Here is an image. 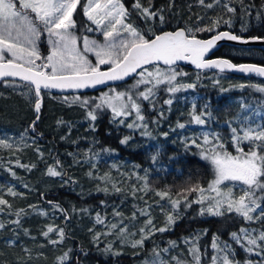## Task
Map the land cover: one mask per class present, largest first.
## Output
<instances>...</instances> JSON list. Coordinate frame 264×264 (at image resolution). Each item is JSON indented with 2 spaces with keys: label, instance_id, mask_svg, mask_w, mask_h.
Listing matches in <instances>:
<instances>
[{
  "label": "trees",
  "instance_id": "obj_1",
  "mask_svg": "<svg viewBox=\"0 0 264 264\" xmlns=\"http://www.w3.org/2000/svg\"><path fill=\"white\" fill-rule=\"evenodd\" d=\"M85 2L86 0H81L82 5ZM121 2L128 10V14L136 28L147 32L149 36L152 35V32L160 34L163 31H174L179 28L208 27L210 21L223 17V20H229L230 24H225L221 20L216 27V31L198 32L196 33L197 38L208 39L217 32L223 31L231 32L233 35L242 38L264 37V0H242V3L241 0H221L220 4H214L212 8L205 6L212 0H205V5L200 4L199 0H150L151 8L160 11V14L163 15V23L159 19L145 21L138 10L133 8L135 0H121ZM140 3L144 7H149V0H140ZM224 3L235 7L236 12L228 13L223 7ZM73 19L76 21L75 32L78 37L87 35L89 32L87 31L88 27L94 28L93 23L87 19L79 6L73 14ZM149 29L151 31H148ZM39 50L42 55L49 53L46 33L40 37ZM215 57L235 63L248 62L264 65V50L262 49L248 50L223 47L215 54ZM37 63L39 64L41 61H37ZM99 67L101 70L108 68L107 65ZM157 67L161 70L165 69L160 66ZM175 69L179 73H186V81L190 83H194L196 76L199 77L195 84V90L201 96L198 104H200V107L207 106L204 112L211 113V115L203 117L206 119L204 125H196L189 113L186 112L185 115H180L182 110L180 111L178 108L169 115L164 113L167 118L164 121L165 128L163 130L166 131L168 136L167 139H160L156 146L147 145L142 138H139V134L136 133L131 136L128 129L118 123H113L111 112L107 108L98 110L94 129H89V125L87 126L86 123L81 122L76 123L75 128L69 133L63 131L66 129L55 130L53 123L46 128L44 125L46 121L48 123L51 107L54 106V103H49L46 97L50 96L53 101H61L60 96L48 93H44L45 102L41 106V118L36 122L35 131H33L30 126L37 115L34 111V104L37 100L35 95V100L30 101V105L27 106L28 117L22 125H24L30 136L37 137V141L41 143L43 150L49 152L48 161L54 158L60 162L58 168L64 169L66 173H73L76 165L74 160L69 157L67 150L87 151V148L91 146L92 149L103 154L101 159L98 160L100 170L97 174L100 176L117 175L116 168L129 171L133 167H139L141 170L148 171L145 176L147 184L145 197L149 199L153 206L152 216L156 222L160 223L159 225L163 224L164 216L169 209L166 208V204L163 203L162 199L156 195L158 191H167L172 199L179 200L185 206L182 218L175 221L171 229L158 234L154 240L145 241L143 248L136 250L140 251L139 254L130 249L128 253L114 255L104 251L107 248L106 245L94 243L87 238L85 232H79L77 229L79 223L75 220V217L78 215L83 216L85 212H93L98 208H102L103 205L121 200L122 191L115 194L97 192L84 196L77 190H69L71 185L56 186L51 190H44L39 185V181L36 182L34 178L23 177L24 184H22L17 177H13L6 170L0 169V197L2 199L8 201L12 206L15 205L16 208H27L29 204L27 199L29 192L25 187L27 186L31 187L40 207H50L60 212L61 225L64 227L65 236L69 239L71 246L69 249L71 250L70 264H140L144 261H148L150 264H159L158 261L151 262V260L158 251L163 254L162 250L164 248L169 249L171 257L190 261L191 255L188 249L192 245L185 243V240L186 237H190L198 231L206 232L196 243V246L201 250L202 264H212L211 257L215 255V250L212 249L211 245L214 237L219 238L218 243L220 241L227 242L234 249L235 259L240 261L241 264H244L245 260L254 259L248 257L247 252L238 243L234 242L230 235L232 232H238L242 227L248 228L249 223L247 221L236 213L224 216L201 215L200 204L195 202L200 192L189 193L185 191L187 188L196 187L197 185L206 188L214 178V171L208 162L198 156L197 148L193 146L186 148V141L184 142L183 139L186 138L187 140L188 137L196 136L202 128H205L211 134H218L228 149L232 150V132L229 122L235 119L241 110L239 99H243L247 104L264 108V96L257 94L249 85H245L243 88L239 87L240 85L236 81L248 84H264V81L251 76H238L209 70L195 71L180 67ZM149 70L154 71L155 69L150 67ZM216 76L234 81L229 86L231 89L223 91L219 85L212 83L210 78ZM138 79L140 77L136 75L131 81L120 84L116 88L118 91H126ZM13 85H21V88L26 87V83L20 81L0 80V99H7L12 103L19 101L18 95L10 90ZM167 87L165 84L158 86L159 96L152 104L155 107L153 110L150 109L151 105L148 102H141L146 118L151 123L155 117L159 116L162 119V116L157 112L168 98ZM236 89L242 90L238 91ZM98 94H82V96L91 98ZM93 104L94 102L89 101L90 107ZM177 105L181 106L179 103ZM178 123L185 124V128H179ZM235 127L238 128L239 125ZM4 131L0 127V136ZM124 137H131L127 144L121 143ZM105 149L109 151H105ZM155 155L160 158L161 167L152 165V157ZM83 166L86 167L85 164ZM165 199L168 200V198ZM49 201L52 203H49ZM55 205H58L59 208L54 207ZM85 209L87 211H84ZM13 210L16 209L13 208ZM68 221L73 224L71 229L66 226ZM28 222L29 219L27 218L23 221L22 225L25 230ZM36 222L40 223L38 220ZM35 225L33 224L30 227V234H39L38 225L36 227ZM170 242H175L174 248ZM157 243L164 247L156 246ZM29 250L30 243L21 230L11 229L8 225L0 229V264H20L18 261L26 257ZM262 262L264 260L256 264H262ZM171 263L175 264V261L171 260Z\"/></svg>",
  "mask_w": 264,
  "mask_h": 264
},
{
  "label": "snow or ice",
  "instance_id": "obj_2",
  "mask_svg": "<svg viewBox=\"0 0 264 264\" xmlns=\"http://www.w3.org/2000/svg\"><path fill=\"white\" fill-rule=\"evenodd\" d=\"M199 2L205 5V0H199ZM220 3L221 0H212L205 6L212 8L214 4ZM78 6L82 8L87 19L95 24L99 25L101 19L108 21L104 25L105 30L102 33L103 43L89 40L87 36L78 37L76 35V21L73 19V14ZM223 7L228 13L236 12V8L228 3H224ZM133 8L138 10L145 21L159 19L161 23L164 22V17L160 14V11L151 8L150 0L149 7H144L140 0H135ZM127 16L128 10L121 0H86L83 5L81 0H0V79L18 77L20 80L27 82L25 86L28 91L37 97L34 104V111L37 115L30 126L33 131H35L36 121L39 120L42 89L95 87L108 81L123 80L131 73L136 72L140 79L136 80L130 89L120 92L111 90V94L104 93L99 98L100 102L91 107L87 99L80 100V103L88 109L87 117L91 121L97 119L96 110L107 108L113 113V123L123 124L128 128H146V124L139 123L144 121L141 102L154 103L153 97H155L159 85H167L166 91L169 93H175L184 88L196 87L194 83L179 84L177 86L175 83L177 76L186 75V73H179L171 67L177 61H190L198 69H218L220 72L235 70L264 77V65H237L227 59L206 58L217 41L243 39L227 31L217 32L207 40L197 38L196 33L198 32L216 31V27L223 20V17L210 21L208 27L201 28L197 26L195 29L186 27L175 31L161 32L160 34L152 32V35L149 36L147 32L138 30L131 23L125 22ZM223 22L230 24L229 20H223ZM118 25L119 27H117ZM87 31L91 32L95 29L88 27ZM148 31H151V29ZM45 33L48 37L50 49L47 55H42L39 50V41ZM250 39L264 40V37H250ZM243 42L247 43L248 41L243 40ZM89 52L96 58L95 63L86 55ZM37 61H41V63L38 64ZM159 62L168 66V69L161 70L157 67ZM100 65H107V70L101 71ZM148 65H151L155 70L150 71L146 67ZM137 69L140 71L137 72ZM215 83L218 84L219 80ZM239 87L243 88L245 85ZM253 87L256 91L264 92V86L257 85ZM222 90L227 91V89ZM165 103L171 104L172 101L169 99ZM193 107L195 108V106ZM133 115L135 116L133 122L125 124V119ZM160 115L163 116V112ZM190 115L192 121L203 125L206 123V119L203 117L210 116L211 113L201 112L196 114L193 112ZM117 118L120 119L117 120ZM177 126L183 129L186 125L178 123ZM231 132L237 155L226 151L217 134H213L215 142L208 139L207 133L203 134L204 144L210 145L208 148H204L203 145L197 143L196 138H191L186 143V148L195 146L197 149H201L198 154L214 167V178L208 184L207 189L197 185L196 187L187 188L185 191L189 193L200 192L202 195L199 200L195 201L197 203H204L207 199V206L201 209V215L224 216L234 212L249 223L259 222L264 226V125L257 124L256 127H252L251 124H248L239 129L232 128ZM142 134L151 135L150 133ZM164 135H167V133ZM130 139L131 137H124L121 143L127 144ZM244 142H248L247 151L240 146ZM0 148L12 149L13 145L6 140H0ZM105 151L109 150L105 149ZM152 160L155 162L156 156H153ZM59 165L60 162L57 160L56 166L47 168V174L53 177L63 176L62 171L57 170ZM32 167H35V165H32ZM91 175L90 172L89 176ZM225 181H239L246 187L240 190L238 196H234L231 188H228L227 191L221 189L220 185ZM145 187H147L146 183ZM103 190L107 191V189ZM115 190L120 191L119 188ZM205 191L215 193V195L205 198L203 196ZM156 195L161 199L168 198L174 211L179 207L180 201L172 199L167 191H158ZM7 203L8 201L0 199V205H6ZM49 203L52 202L49 201ZM54 207L59 208L58 205ZM23 211L21 210V212ZM121 215L122 213L118 211L114 212V216ZM141 215L148 216L149 213L142 209ZM176 216H179L178 212H176ZM133 218H135V213ZM96 219L98 223H104L99 213ZM13 223L19 224V220L13 221ZM173 223H175V219L171 213L167 215L166 226L161 228H155L152 225L151 218H149L146 222V228L140 229V238L133 241L132 247L143 245L147 238L145 235L146 230L149 234L154 231L164 232ZM4 227L5 225L0 223V229ZM110 229L111 231L105 234L114 233L115 236L122 239L127 232V226L123 224L122 220L119 223L111 224ZM53 231H56L61 240L64 238V229L59 227L54 229L49 226L43 235L48 236ZM100 235L102 234L95 233L94 239L99 241ZM230 235L232 240L241 244L245 251L251 253L259 249L258 254L264 255V227L260 229L242 227L238 232H232ZM197 239L198 236L191 240H185V243L192 245L188 249L191 260L185 261L173 257L175 264H202L201 250L196 246ZM218 240V237H214L211 245L216 252V255L211 257L212 264H241L240 261L235 259L234 249L227 242L220 241L218 243ZM50 242L53 244L58 243L57 240ZM170 244L175 247V242H170ZM104 251H112L111 245L105 248ZM162 251L167 253L169 249L165 248ZM69 252H65L57 258L59 264H70ZM159 264H165V261L160 259ZM245 264H251V262L247 261Z\"/></svg>",
  "mask_w": 264,
  "mask_h": 264
},
{
  "label": "rangeland",
  "instance_id": "obj_3",
  "mask_svg": "<svg viewBox=\"0 0 264 264\" xmlns=\"http://www.w3.org/2000/svg\"><path fill=\"white\" fill-rule=\"evenodd\" d=\"M125 22L131 23L133 27L136 28L129 14L126 17ZM107 23L108 21L105 19H101L99 25L93 23L95 31L88 32V34L85 36H87L89 40H96L100 43H103L104 38L102 33L105 30L104 25H106ZM117 27H119V25ZM47 43H48V37H47ZM48 46L50 49L49 44ZM86 55L90 60L93 61V63H95L96 58L93 56L92 53L89 52ZM164 70H166V68ZM198 79L199 77L196 76L194 84H196ZM211 79H212V83L219 85L222 89H228V90L231 89V87L229 86H231V83L234 82L222 76H216L214 78H210V80ZM217 80H219L218 84L215 83V81ZM175 83L177 84V86H179V84H184V85L193 84L186 81L185 75H178ZM236 83L238 85H249L250 87L253 88V90L257 94L264 96V92L256 91L255 87H253L257 85L264 86V84H259V83L248 84L242 81H236ZM20 86L21 85L18 86L13 85L11 86L12 89H10L11 91H13L18 95L19 97L18 102L12 103L7 99L6 100L0 99V127H2L5 130L4 133L0 136V140H6L9 144L13 145L12 149L0 148V169H4L11 176L17 177L18 181L21 182L22 184H24L23 177L34 178L36 182L39 181L38 182L39 185L44 190H51L56 186L71 185V187H69V190H77L81 195L86 196L97 192L115 194L117 193V191L115 190L116 188L121 189L119 191V192L122 191L121 200L103 205L102 208H98L93 212H85L83 216L78 215L77 217H75V220L78 221L79 223V226L77 227L79 232L82 231L85 232L87 238H89L94 243L104 244L106 245V247L111 245L112 251L109 252L111 254L118 253L114 255H121L124 253H128L130 249L136 251L138 249L143 248L144 243L143 245L137 247H132V243L133 241L140 238V229L146 228V222L149 218H151L152 225L155 228H161L166 226L167 215L169 213L173 215L175 221H179L182 218L184 214L183 210L185 206L181 202L179 204V207L174 211L171 203L166 199H162L163 203L166 204V208L169 209L168 211L169 213L167 212L166 215L164 216L163 224L159 225L160 223L156 222L152 216L151 210L153 206L151 205L149 199L145 197V194L147 192L145 188V183H146L145 176L148 174V171L141 170L139 167H133V169H130L129 171L119 170L116 168L117 175L109 174V175L100 176L99 174H97V172L100 170L98 166V160L101 159L103 154L98 151H95L94 149L91 148V146L87 148V151L67 150L69 157L72 160H74V164L76 165L73 169V173L71 172L66 173L64 169L57 168V170L62 171L63 176L53 177L48 175L47 168L49 166H55L56 160L52 158L51 161H48L49 152H46V150L44 151L43 148L41 147L42 146L41 143L37 141L38 140L37 137L30 136L27 130L24 128V125H22L24 124L23 122H25L28 117L27 106L30 105V101L35 100V97L33 93L28 91L27 87L21 88ZM111 90L120 92L117 90L116 87H111L108 88L107 90H104V92H99L98 95L91 98L83 97L82 95L60 96L61 101H53V99L50 96H47L46 99L49 101V103H54V106L51 107V113L48 123L46 121L44 126L47 128L50 127L51 123H53L55 130L66 129L63 131L69 133L73 128H75L76 123L81 122L84 124L86 123L87 126L89 125L88 126L89 129H94L96 123L95 121L97 119L95 121H91L90 118L87 117L88 109L81 105L80 100L87 99L88 101L94 102V104L99 103L100 102L99 98L104 93L111 94ZM236 90L241 91L242 89H236ZM158 96L159 94L156 91V95L155 97H153V100L155 101ZM73 98H77V99L74 100ZM200 98L201 96L199 95L198 91L195 90V88H184L175 93H169L167 100L171 99L172 103L171 104L165 103L164 105L160 106L157 112L158 114L163 112L162 119L161 117L158 116L154 118L152 123L149 122L144 113V109L141 106L142 115L144 116V121L139 123L146 124L147 125L146 128H142V127L128 128L123 124L120 125L128 129V131H130L131 133V136L137 133V135L139 134V138H142V140L147 145L149 144L156 146L159 143L160 139H167L168 136V134L164 135L166 131L163 130V128H165L164 121L167 118L165 114L169 115L177 108L180 109V111L181 110L183 111V112L181 111L180 115H185L186 112L189 114L193 112H195L196 114L204 112L206 107L205 106L200 107L199 106L200 104H198V100ZM55 102H58L60 104L57 105L58 103ZM146 102H148L151 105L150 107L151 110L155 108L152 105L153 103H150L149 101ZM239 102L241 104V110L238 113L237 117L229 122V127H231V129L237 128L235 127L236 125H239L238 129L245 127L248 124H251L252 127H256L257 124L264 125L263 124L264 108L262 106L247 104L243 99H239ZM178 103L183 107L181 106L179 107L177 105ZM193 106H195V108ZM97 112L98 110H96V114ZM111 115L113 119L112 112ZM118 119L120 118H117V120ZM134 119H135L134 115L127 117L125 119V124L133 122ZM188 126L190 125L188 124ZM142 133H150L151 135H144ZM205 133L208 134V139L210 141L215 142L213 134L216 133L211 134L205 128H202L198 133V135L193 137H188L187 140L186 138H184L183 140L184 142L186 141L187 143L191 138H196L197 143L203 145L204 148H208L210 147V145H205L203 141V134ZM220 143H223L221 137H220ZM223 145L226 151L232 153L233 155L238 154L236 151L235 142L232 140V138H231L232 150H229L224 143ZM240 146L244 147L245 151H247L249 147L248 142H244ZM200 151L201 149H198V153ZM155 156H156V161L153 162L152 160L153 163L152 165L155 167H161L160 158L157 155ZM51 157H53V155H51ZM204 161L208 162L211 165L209 161L207 160ZM84 164L86 165L85 168L83 166ZM32 165H35V167H32ZM212 168L214 171L213 166ZM90 172L92 173L91 176H89ZM25 187L26 189H28L29 192V195H27L28 197L27 199L29 200L28 207L25 209L21 207L16 208L15 205L12 206L10 203H7L6 205H0V223L10 226L11 229L21 230L25 238L30 243V250L27 252L26 257L18 261L20 264H59L57 258L63 255L65 252H69V249L71 247L69 239L64 235V238L61 240L60 237L57 235L56 231L49 233L48 236L43 235V233L47 230L49 226H52L54 229L56 227L64 229L60 221L61 220L60 212L50 207H46V208L40 207L39 206L40 204H38L35 199L31 187H27V186ZM220 187L224 191H227L228 188H231L233 190V195L238 196L240 194V190L246 186L242 185V183L239 181H225L223 182L222 185H220ZM207 188L208 186L205 189ZM103 189H107V191H104ZM201 195L202 194L200 193L197 196L196 201L201 198ZM211 195H215V193H210L208 191H205L203 193V196L205 198ZM0 199L2 198L0 197ZM199 204L201 211L202 208H205L207 206V199H205L204 203H199ZM13 208L16 210H13ZM142 209L146 210L149 213V215L148 216L141 215ZM21 210L24 211L21 212ZM116 211L122 213V215L114 216V212ZM221 211H223V209H221ZM176 212L179 213V216H176ZM17 213H19V215H17ZM98 213L101 219L104 221V223L97 222L96 217ZM134 213H135V218H133ZM204 215L212 216L208 214H204ZM26 218L29 219V222L25 230L22 224ZM16 220H19V224L13 223V221ZM36 220L40 221V223H37ZM121 220L123 221V224L127 226V232L124 234L123 239L115 236L114 233L105 234L111 231L110 229L111 224L119 223ZM33 224H36L35 227L38 225L37 229L40 230L39 234L37 233L30 234L29 229ZM172 225L168 226V229H171ZM66 226L69 229H71L73 227V224L68 221L66 222ZM261 227L264 226H262L259 222H256V223H249L248 228L260 229ZM95 233L102 234L99 237V241L94 239ZM160 233L163 232L154 231L151 234H149L147 233L146 230L145 235L147 236V238L145 239V241L154 240L156 236ZM205 233H206L205 231H198L193 235H191L190 237H186V239L191 240L192 238L198 236V239L196 240L197 243L200 240V238L205 235ZM52 240H57L58 243L53 244L50 242ZM160 245L161 244L157 243L156 246H160ZM239 245L241 246V244ZM162 247L164 246H160V248ZM136 252L137 254L140 253V251H136ZM258 253H259V249L251 253L247 252V256L252 257L254 259L245 260V262L250 261L251 264H256L257 262H261L262 260H264V255ZM69 256H71L70 252H69ZM170 258L171 260H173L172 259L173 257H171L169 251L167 253L164 252L163 254H161L160 251H158V253H156L152 257L151 262L154 261L159 262L160 259H163L165 261V264H172ZM140 264H150V263L148 261H144L141 262Z\"/></svg>",
  "mask_w": 264,
  "mask_h": 264
},
{
  "label": "water",
  "instance_id": "obj_4",
  "mask_svg": "<svg viewBox=\"0 0 264 264\" xmlns=\"http://www.w3.org/2000/svg\"><path fill=\"white\" fill-rule=\"evenodd\" d=\"M170 31L171 30L163 31V32H170ZM223 32H225V31H223ZM210 38H208V39H210ZM198 39H200V38H198ZM202 40H207V39H202ZM243 40H247L248 42L247 43H244ZM223 47H230V48H234V49H248V50L262 49V50H264V40H251L250 38H243L242 40H236V41H232V40H228V39L219 40V41L216 42L215 47L209 51V53L207 54L206 58L207 59H218V58L219 59H223V58H220V57H215V54L221 48H223ZM232 63L233 64H237V65H239V64H255V65H261V64L248 63V62H245V63H235V62H232ZM157 66H160V67H163V68L168 69V66L163 65L162 62H159L157 64ZM146 67L150 68L152 66L151 65H148ZM171 67H173V68L180 67V68H183V69L195 70V71H205V70H209V71H213V72H219V73H225V74H234V75H238V76H251V77H254L255 79H259V80L264 81V77L258 76L256 74L242 73V72L235 71V70H225L224 72H220L218 69H198V68L195 67L194 64H192L190 61H187V60L177 61ZM105 70H107V69H105ZM105 70H101V71H105ZM136 71L139 72L140 70L137 69ZM136 75H137L136 72H133L129 76L125 77L123 80H119V81H108L105 84H99V85H96L95 87H88V88H82V89H72V88H68V89H42L41 90V93H40V103H41V106H42L44 104V102H45L44 93H48V94H52V95H58V96L95 94V93H99L101 91L107 90L108 88L116 87V86H118L120 84L129 82ZM0 80H5V81H20V82H23V83H26L27 84V82L20 80V78H18V77L4 78V79H0ZM41 114H42V112H41V108H40L39 120L41 118ZM38 121H36V122H38Z\"/></svg>",
  "mask_w": 264,
  "mask_h": 264
}]
</instances>
